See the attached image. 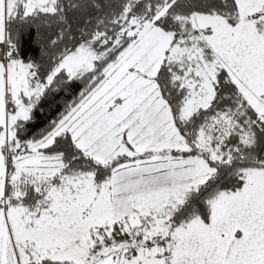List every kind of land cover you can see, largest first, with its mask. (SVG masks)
Returning a JSON list of instances; mask_svg holds the SVG:
<instances>
[{"label":"snow or ice","instance_id":"obj_1","mask_svg":"<svg viewBox=\"0 0 264 264\" xmlns=\"http://www.w3.org/2000/svg\"><path fill=\"white\" fill-rule=\"evenodd\" d=\"M0 264H264V0H0Z\"/></svg>","mask_w":264,"mask_h":264}]
</instances>
